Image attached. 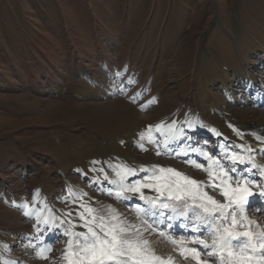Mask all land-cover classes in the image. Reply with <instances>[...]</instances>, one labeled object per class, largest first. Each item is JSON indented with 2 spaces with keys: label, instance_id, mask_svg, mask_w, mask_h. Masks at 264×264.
Wrapping results in <instances>:
<instances>
[{
  "label": "rangeland",
  "instance_id": "obj_1",
  "mask_svg": "<svg viewBox=\"0 0 264 264\" xmlns=\"http://www.w3.org/2000/svg\"><path fill=\"white\" fill-rule=\"evenodd\" d=\"M58 20L62 22L55 27ZM58 28L70 38L60 57ZM34 49L37 57L20 58ZM41 54L47 63L37 66ZM44 68L49 72L43 73ZM261 87L264 0H0V264H67L63 253L68 242L60 227L33 224L35 218L25 215L23 205L71 220L76 225L72 231L86 232L78 215L84 211L81 203L98 216L114 208L125 226L135 225L141 238L149 240L157 256H171L174 264H197L145 231L135 216L137 205L122 199L117 204L119 186L111 181L118 177L109 164L172 167L207 182V173L185 166L181 157L184 152L190 156L194 147L217 156L225 148L189 130L216 127L254 151V137H264ZM201 115L212 125L204 126ZM173 123L188 134L180 144L169 143L165 150L147 139L151 128L154 139L163 141ZM156 125L165 127L158 132ZM226 149L264 165L263 153L253 159L248 150ZM195 161L207 167L204 157ZM94 168H103L109 179ZM148 174L138 170L126 183ZM87 177L111 187L98 195L84 183ZM59 181L65 194L51 201ZM149 190L155 191L143 189ZM205 190L221 199L215 190ZM250 217L262 221L256 209ZM38 229L47 230L41 234ZM45 233L48 243L41 245ZM125 235L135 237L136 232ZM46 245L51 251L43 258L40 248Z\"/></svg>",
  "mask_w": 264,
  "mask_h": 264
},
{
  "label": "snow or ice",
  "instance_id": "obj_2",
  "mask_svg": "<svg viewBox=\"0 0 264 264\" xmlns=\"http://www.w3.org/2000/svg\"><path fill=\"white\" fill-rule=\"evenodd\" d=\"M129 83H134L130 81ZM127 86H124L126 90ZM135 99V97H133ZM165 126L156 125L155 130L161 131ZM188 128H193L192 123L187 124ZM152 129L149 128L147 139L156 144L157 148L163 146L165 150L171 141H178L182 137H187V133L183 128H176V125L167 126V131L163 133V141H156L152 135ZM212 131L216 132L215 129ZM240 134V133H238ZM216 135H220L216 132ZM144 134H141V139H144ZM264 141V137H257ZM205 141V145H207ZM141 149H144L142 143L139 144ZM224 148V145H220ZM146 150V149H145ZM191 151L198 153L207 161V167L204 164L197 163L195 160L186 161L208 174L207 182L204 180L194 179L190 175L177 171L172 167L152 166L149 169L133 168L123 164L112 165L110 168L115 171L118 180H112V184H117L118 190L115 195L119 197L129 198L125 193H138L141 200L147 201L152 208L167 209L174 215L165 217L164 212L155 213L161 219L154 223H164L167 220H180L186 218L193 222L192 227L196 232H200L202 227L207 232L208 238L201 239L199 236L193 237L192 242L196 245H203L204 249L210 251L204 253L209 259H201V251L195 247H188V241L181 236L179 239L168 235L165 232H160L161 237H166L172 244L179 245V252L187 258L191 256L197 261V264H209L212 257H216L218 264H264V231H239L238 226L249 228L254 221L248 218V206L257 197L260 199V204L256 206V211L264 214V183H255V178L249 177L252 168L258 167L253 164L252 168H245L238 171V164H245L246 157L233 151L227 152L225 148L224 154L221 156L214 155L200 147L191 148ZM157 155H161L157 151ZM179 154V153H177ZM187 155V152H184ZM248 160L251 157L247 158ZM222 161H230L228 166ZM94 164L99 161H93ZM149 173L143 180L126 183L128 177L135 176L137 171ZM104 173L103 179L108 180V173L101 169H93ZM264 175V173H256V176ZM98 180L99 177H96ZM154 189L156 196H148L144 194L143 189ZM257 189L253 191V189ZM205 189H212L219 193L221 199H216L215 195H210ZM109 194H112L111 192ZM223 201V202H222ZM26 216L34 217L37 224L49 225L52 230L59 227H64L67 223L69 227H64V235L72 237L68 241L67 251L63 253L67 264H174L173 257L157 256L151 249L148 239L141 238L139 229L132 225L125 226V222L120 220L119 213L114 208H109L107 215H96V209L81 203L80 207L84 211L78 212L80 219L83 221V227L86 232L72 231L76 225L71 220H64L54 214L42 215V210L28 206ZM47 207V205H45ZM137 212L147 213V209L140 205L136 206ZM191 213V215H190ZM70 216L71 213H68ZM146 223V222H145ZM172 224H167L166 227L171 228ZM187 227V224L183 225ZM98 229V230H97ZM152 229L151 225H147L145 231ZM47 229H38L43 234ZM135 230L136 236L131 237L126 233ZM241 237H247L246 240H241ZM259 240V249L261 250V259L254 260L248 256L249 251L255 253L257 251L253 240ZM236 241V245L233 244ZM77 249L73 251V245ZM238 249V250H237ZM51 247L45 246L40 248V255L47 258L45 253L50 252ZM9 264V262H5ZM10 264H17L16 261Z\"/></svg>",
  "mask_w": 264,
  "mask_h": 264
},
{
  "label": "trees",
  "instance_id": "obj_3",
  "mask_svg": "<svg viewBox=\"0 0 264 264\" xmlns=\"http://www.w3.org/2000/svg\"><path fill=\"white\" fill-rule=\"evenodd\" d=\"M76 8L77 7H74V9H76ZM61 22H62V20L56 21L54 23L55 27H57L59 25V23H61ZM66 33H67L66 30H64L63 28L62 29L61 28H58L57 31H56V34L57 35H56V38H55V48L58 51V56L59 57L62 56V54H63V46H64L65 41H70V38H67ZM69 49L70 48H67L65 51H67ZM36 53H37V51H36V49H34L33 51H28L25 54L21 55L20 58L21 59H24L26 57L27 58H30V57H34L35 58V57H37L36 56ZM40 57H41L42 61H40V63L37 66L43 65V63H45V64L47 63L46 60H45V58H44V56H43V54H41ZM73 63H74V65L76 64L75 61ZM77 65H79V63H77ZM46 72H49V71L46 68H44L43 73H46ZM37 73L38 74H41L42 71L39 70V71H37ZM29 81H31V80H29Z\"/></svg>",
  "mask_w": 264,
  "mask_h": 264
},
{
  "label": "bare ground",
  "instance_id": "obj_4",
  "mask_svg": "<svg viewBox=\"0 0 264 264\" xmlns=\"http://www.w3.org/2000/svg\"><path fill=\"white\" fill-rule=\"evenodd\" d=\"M134 90V89H133ZM134 93V92H133ZM149 216H152V214H150Z\"/></svg>",
  "mask_w": 264,
  "mask_h": 264
}]
</instances>
